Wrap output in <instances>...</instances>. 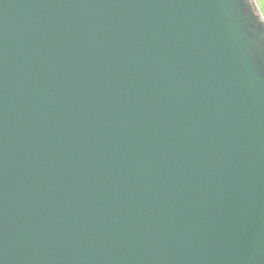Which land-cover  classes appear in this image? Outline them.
I'll return each mask as SVG.
<instances>
[{
  "label": "water",
  "instance_id": "obj_1",
  "mask_svg": "<svg viewBox=\"0 0 264 264\" xmlns=\"http://www.w3.org/2000/svg\"><path fill=\"white\" fill-rule=\"evenodd\" d=\"M0 264H264L252 0H0Z\"/></svg>",
  "mask_w": 264,
  "mask_h": 264
},
{
  "label": "crops",
  "instance_id": "obj_2",
  "mask_svg": "<svg viewBox=\"0 0 264 264\" xmlns=\"http://www.w3.org/2000/svg\"><path fill=\"white\" fill-rule=\"evenodd\" d=\"M255 7L257 9V12L261 14V16L264 18V4H262L261 0H253Z\"/></svg>",
  "mask_w": 264,
  "mask_h": 264
},
{
  "label": "snow or ice",
  "instance_id": "obj_3",
  "mask_svg": "<svg viewBox=\"0 0 264 264\" xmlns=\"http://www.w3.org/2000/svg\"><path fill=\"white\" fill-rule=\"evenodd\" d=\"M262 4H264V0H261Z\"/></svg>",
  "mask_w": 264,
  "mask_h": 264
},
{
  "label": "rangeland",
  "instance_id": "obj_4",
  "mask_svg": "<svg viewBox=\"0 0 264 264\" xmlns=\"http://www.w3.org/2000/svg\"><path fill=\"white\" fill-rule=\"evenodd\" d=\"M253 1V0H252ZM254 4V3H253ZM254 7H255V4H254ZM264 19V18H263Z\"/></svg>",
  "mask_w": 264,
  "mask_h": 264
},
{
  "label": "trees",
  "instance_id": "obj_5",
  "mask_svg": "<svg viewBox=\"0 0 264 264\" xmlns=\"http://www.w3.org/2000/svg\"><path fill=\"white\" fill-rule=\"evenodd\" d=\"M255 10L257 11L256 7H255Z\"/></svg>",
  "mask_w": 264,
  "mask_h": 264
},
{
  "label": "built area",
  "instance_id": "obj_6",
  "mask_svg": "<svg viewBox=\"0 0 264 264\" xmlns=\"http://www.w3.org/2000/svg\"><path fill=\"white\" fill-rule=\"evenodd\" d=\"M254 3V1H252Z\"/></svg>",
  "mask_w": 264,
  "mask_h": 264
}]
</instances>
